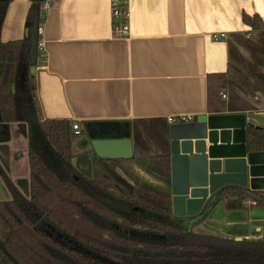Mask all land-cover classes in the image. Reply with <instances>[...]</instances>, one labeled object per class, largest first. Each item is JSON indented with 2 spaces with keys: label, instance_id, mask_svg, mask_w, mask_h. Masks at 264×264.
<instances>
[{
  "label": "crops",
  "instance_id": "1",
  "mask_svg": "<svg viewBox=\"0 0 264 264\" xmlns=\"http://www.w3.org/2000/svg\"><path fill=\"white\" fill-rule=\"evenodd\" d=\"M48 2L40 28L44 51L34 74L42 121L78 123L87 136V129L109 126L133 141L134 152L170 158L169 118L194 122L201 116L244 115L248 126L264 127V30L243 22L244 15L264 21V0H130L128 38L113 35L109 0ZM31 5V0L10 3L3 43L27 39ZM215 34L226 37L215 41ZM231 66L247 77L254 93L230 79L222 94L226 111L211 113L208 78L227 74ZM205 142L209 149V139ZM12 189L30 196L23 123L0 124V202L13 200ZM254 194L260 198L264 191ZM194 231L260 241L264 209L249 195H224Z\"/></svg>",
  "mask_w": 264,
  "mask_h": 264
},
{
  "label": "trees",
  "instance_id": "2",
  "mask_svg": "<svg viewBox=\"0 0 264 264\" xmlns=\"http://www.w3.org/2000/svg\"><path fill=\"white\" fill-rule=\"evenodd\" d=\"M13 0H0V124H26L30 196L16 189L0 202V264H264V237L236 241L195 233L213 205L196 218L173 216L170 156L130 160L91 158L87 135L70 121H42L31 73L32 41L3 43L1 31ZM29 27L40 15L31 0ZM254 31L259 16H243ZM254 93L247 77L231 66L208 78V110L224 113L229 80ZM108 137L118 138L113 128ZM248 149L264 152V127L248 130ZM142 170L151 180L138 173ZM264 209V195L257 199Z\"/></svg>",
  "mask_w": 264,
  "mask_h": 264
},
{
  "label": "water",
  "instance_id": "3",
  "mask_svg": "<svg viewBox=\"0 0 264 264\" xmlns=\"http://www.w3.org/2000/svg\"><path fill=\"white\" fill-rule=\"evenodd\" d=\"M28 37L32 41L31 73L34 75L39 58L40 15L33 18ZM247 127L252 125H247L244 115L201 116L194 122L171 126L170 186L175 218L188 222L203 214L214 201L231 193L258 199L254 192L264 191V152L249 151ZM108 133L110 130L106 128L100 132L87 129L84 145L92 147L91 158L132 159L133 141L128 136L111 138ZM206 139L211 145L209 149Z\"/></svg>",
  "mask_w": 264,
  "mask_h": 264
},
{
  "label": "built area",
  "instance_id": "4",
  "mask_svg": "<svg viewBox=\"0 0 264 264\" xmlns=\"http://www.w3.org/2000/svg\"><path fill=\"white\" fill-rule=\"evenodd\" d=\"M110 10H111V23H112V33L115 37L118 38H128L130 36L131 27H130V0H109ZM50 10L49 2L46 1L41 7V15L45 16ZM226 37V34H215L213 39L219 41ZM44 51V46L39 42V53ZM223 99H227L226 95L222 96ZM170 123L184 124L190 121L189 118H169ZM73 130L76 135H80L82 128L80 124L74 123Z\"/></svg>",
  "mask_w": 264,
  "mask_h": 264
},
{
  "label": "rangeland",
  "instance_id": "5",
  "mask_svg": "<svg viewBox=\"0 0 264 264\" xmlns=\"http://www.w3.org/2000/svg\"><path fill=\"white\" fill-rule=\"evenodd\" d=\"M23 126H25V125H23Z\"/></svg>",
  "mask_w": 264,
  "mask_h": 264
}]
</instances>
